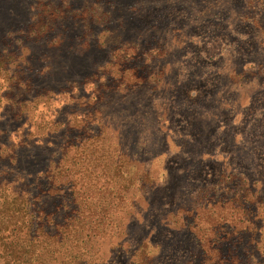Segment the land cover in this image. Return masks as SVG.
<instances>
[{"label": "rangeland", "instance_id": "1", "mask_svg": "<svg viewBox=\"0 0 264 264\" xmlns=\"http://www.w3.org/2000/svg\"><path fill=\"white\" fill-rule=\"evenodd\" d=\"M77 263L264 264V0H0V264Z\"/></svg>", "mask_w": 264, "mask_h": 264}, {"label": "trees", "instance_id": "2", "mask_svg": "<svg viewBox=\"0 0 264 264\" xmlns=\"http://www.w3.org/2000/svg\"><path fill=\"white\" fill-rule=\"evenodd\" d=\"M196 80L197 79H195L194 77H193V79H190V84H192V83H196ZM190 95H191V93H190ZM193 96H191V98H192ZM150 124H152L153 122H149ZM159 128H158V127ZM156 127H157V129L158 130H164V126L162 127V125L160 126V125H157ZM16 199V198H15ZM31 201H32V199H30ZM32 202H34V201H32ZM31 204V203H30ZM183 206V204L181 205V207ZM40 216V212H38V210H35L34 209V207H32V208H30L29 207V210L28 211H26L24 214H22V216H18L16 219H14V218H8V220L7 221H5V222H7L6 223V225L8 226V227H10V228H12L13 230H17V227H16V225H18L19 224V219H24L25 221H24V223L25 224H27V228H28V230H30V228L32 227V226H34V223H35V219L37 220V217H39ZM36 225H38V224H36ZM39 226V225H38ZM20 239H22L23 241H29L30 239H28V236H23L22 238H20ZM148 241H146V242H148L149 244H150V241H149V239H147ZM30 241H33V240H30ZM161 246L162 245H157L156 244V246H155V249H157L158 250V252L157 253H160V249H161ZM148 247H150V246H148ZM62 249V248H61ZM86 249V252H88V253H86V252H81V254H75L74 253V251H75V248L73 247V246H69V247H67L66 249H65V251L67 252V253H69L70 255H71V257L72 258H76L77 256L79 257V255H83V256H86V255H90L89 254V248H85ZM61 251H64V250H61ZM146 257H148V258H150V259H152V258H156L155 256H146ZM80 263V262H79ZM78 264V263H77Z\"/></svg>", "mask_w": 264, "mask_h": 264}, {"label": "crops", "instance_id": "3", "mask_svg": "<svg viewBox=\"0 0 264 264\" xmlns=\"http://www.w3.org/2000/svg\"><path fill=\"white\" fill-rule=\"evenodd\" d=\"M202 56H203V54H201ZM220 70H221V72H223V70H224V68H222V69H218V68H214V67H212V68H210L208 71H206V74H209V75H213V74H216V73H218V72H220ZM256 72V71H255ZM205 75V72L203 73V76ZM197 78H200L198 75H197ZM195 83V82H194ZM196 83H198V84H201V82L200 81H198V80H196ZM197 84V85H198ZM194 89H196V88H194ZM196 93V91L194 90V91H192V94L193 93ZM195 94H193V95H191V96H194Z\"/></svg>", "mask_w": 264, "mask_h": 264}]
</instances>
